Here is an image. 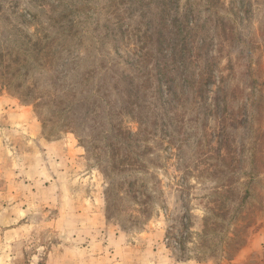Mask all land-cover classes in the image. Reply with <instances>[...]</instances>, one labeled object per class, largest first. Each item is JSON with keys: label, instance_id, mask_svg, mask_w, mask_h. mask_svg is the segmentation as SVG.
I'll use <instances>...</instances> for the list:
<instances>
[{"label": "rangeland", "instance_id": "rangeland-1", "mask_svg": "<svg viewBox=\"0 0 264 264\" xmlns=\"http://www.w3.org/2000/svg\"><path fill=\"white\" fill-rule=\"evenodd\" d=\"M32 36L0 84V264H264V0H0V51Z\"/></svg>", "mask_w": 264, "mask_h": 264}, {"label": "trees", "instance_id": "trees-1", "mask_svg": "<svg viewBox=\"0 0 264 264\" xmlns=\"http://www.w3.org/2000/svg\"><path fill=\"white\" fill-rule=\"evenodd\" d=\"M28 36V34H26ZM31 40V44L30 47H25L24 49H22V56H20V54H16L14 51H0V77H1V81L0 84L1 85H6L7 83H9V79L8 76L5 75V73H9V68H11V64L14 61H18L20 58L22 59V66L26 64V61L28 60V58H30L32 56V61H41V58L39 57V52L36 50L37 44L41 41V39L39 40V37H34L32 36L31 38H29ZM43 45V42H42ZM44 47H47L46 51L48 53H50L51 51H53V48H51L50 46H48L45 42V45H43ZM24 47V46H23ZM45 51V52H46ZM26 53V55L24 54ZM10 60V61H8ZM17 70V68H15ZM16 72H10V74H15ZM18 75V74H16ZM213 80H215V75L213 76ZM18 83H21L20 81ZM67 96H70L69 94H67ZM20 97H22L20 95ZM41 95L40 93L37 94V92H35V96L34 99H32L33 102H35L37 105L42 104V102H39L38 100L41 99ZM25 98H22V101H25ZM62 100V99H60ZM67 108V106L65 107ZM53 113V112H52ZM71 117V115H70Z\"/></svg>", "mask_w": 264, "mask_h": 264}, {"label": "built area", "instance_id": "built-area-1", "mask_svg": "<svg viewBox=\"0 0 264 264\" xmlns=\"http://www.w3.org/2000/svg\"><path fill=\"white\" fill-rule=\"evenodd\" d=\"M163 213L166 217L168 230V234L164 238L165 243L175 250H181L183 246L186 247L188 245L192 234L189 227V211L184 207L181 228L176 226V216L173 211L165 207Z\"/></svg>", "mask_w": 264, "mask_h": 264}]
</instances>
